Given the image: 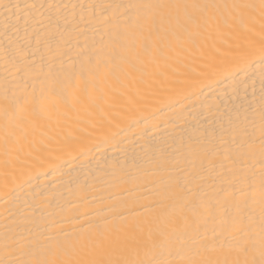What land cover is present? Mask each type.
<instances>
[{"label": "bare ground", "instance_id": "obj_1", "mask_svg": "<svg viewBox=\"0 0 264 264\" xmlns=\"http://www.w3.org/2000/svg\"><path fill=\"white\" fill-rule=\"evenodd\" d=\"M0 264H264V0H0Z\"/></svg>", "mask_w": 264, "mask_h": 264}]
</instances>
